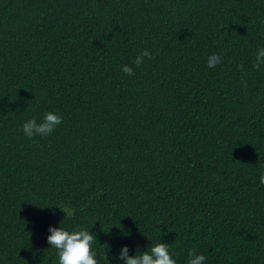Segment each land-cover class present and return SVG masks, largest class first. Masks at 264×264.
<instances>
[{
	"label": "trees",
	"instance_id": "trees-1",
	"mask_svg": "<svg viewBox=\"0 0 264 264\" xmlns=\"http://www.w3.org/2000/svg\"><path fill=\"white\" fill-rule=\"evenodd\" d=\"M262 45L264 0H0V264H57L60 224L99 264L160 242L264 264Z\"/></svg>",
	"mask_w": 264,
	"mask_h": 264
},
{
	"label": "clouds",
	"instance_id": "clouds-1",
	"mask_svg": "<svg viewBox=\"0 0 264 264\" xmlns=\"http://www.w3.org/2000/svg\"><path fill=\"white\" fill-rule=\"evenodd\" d=\"M152 53L148 49L141 50L132 60L136 67L144 63L145 58L151 59ZM223 57L220 54L213 53L207 56L206 65L208 68H215L222 62ZM243 70V65L240 66ZM254 69L264 67V45L259 46L255 53L253 64ZM120 70L128 76L134 75L133 67L128 64L121 66ZM62 117L54 111H48L43 114L41 120L31 118L22 125L23 134L28 139L37 136L47 137L56 130V127L62 123ZM259 183L264 185V171L259 174ZM47 242L50 248L55 249L57 255V264H99L98 253L93 245L96 237L89 231V228H73L69 230L66 227H49ZM113 259L123 260L124 264H177L176 254L170 252L167 243H156L150 250L140 252L137 255H129L128 247L125 245L120 249L119 257ZM207 257L203 254H197L194 250L188 251L187 264H205Z\"/></svg>",
	"mask_w": 264,
	"mask_h": 264
}]
</instances>
